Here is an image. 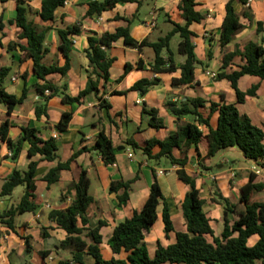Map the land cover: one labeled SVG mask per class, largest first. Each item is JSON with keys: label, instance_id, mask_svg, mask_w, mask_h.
Instances as JSON below:
<instances>
[{"label": "trees", "instance_id": "obj_1", "mask_svg": "<svg viewBox=\"0 0 264 264\" xmlns=\"http://www.w3.org/2000/svg\"><path fill=\"white\" fill-rule=\"evenodd\" d=\"M7 1L9 0H0V3ZM248 1L228 0L218 40L223 56L221 72L216 75L215 80L217 82L226 80L230 83L235 91L237 104L244 103L247 97H255L258 89V86H253L248 91L241 92L237 87V82L241 77L254 76L264 80V48L262 46L264 37L260 44L248 42L243 47L236 46L232 52H225L234 37L245 29V26L241 24V19L249 23L253 22V14ZM15 2V18L10 21V24L14 25L19 32L16 35L17 42L9 44L8 50L17 47L21 52V61L30 60L32 62L34 77L41 82L33 86L37 96L45 104L49 99L60 96L63 105L80 106L87 103L88 97H92L99 109L108 111L111 106L104 100V95L107 94L106 87L110 83L109 70L115 59L108 55L107 50L120 41L125 48L139 52L143 48L151 49L154 57L149 63V69L154 74H173L180 71V77L171 82L176 87L191 85L195 80L196 67L203 66L195 55L193 44L195 34L190 30V26L200 23L204 16L196 11L197 0H180L177 8L184 24L172 23V30L155 42H151L148 38L141 41L134 39L130 33L133 20L129 18H119L125 21L126 26L116 28L112 33L104 32L99 36L90 33L86 38L87 48L84 50L89 68L87 82L83 90L71 97L65 94L66 84L58 87L48 79L53 74L61 78L67 76L71 68L70 53L73 50L70 36L81 34L80 25L60 27L55 23V13L64 7L66 0H41L40 8L35 15L42 23L48 25H39L29 19L30 9L26 1L15 0ZM127 3L138 4L134 0H93L87 4L84 17L98 18L103 13L113 10L117 5ZM234 4L243 7L240 14L235 12ZM261 28L262 25L256 23L255 33L260 34L263 31ZM0 29H2L1 22ZM51 31H54L58 38L57 51L63 59L62 65H59L57 61L48 64L45 62L49 54L46 42ZM174 36L179 37L176 54L184 58L179 66L175 61L174 52L170 49ZM208 56L212 57L211 50ZM238 56L244 64L239 67V70L226 74L224 70ZM137 68H142L141 62L137 64ZM132 69L133 66L126 63L123 75L113 83H119ZM10 72L9 67H0V105L6 107L7 113H11L14 108L23 104L27 94L25 86L18 98L5 91V81L9 78ZM22 79L26 80V74L22 75ZM160 83L158 78L141 79L135 82L127 92H138L140 95H145ZM45 91H49L50 94L45 96ZM124 94L125 92H111L112 96ZM207 103L209 105L208 114L203 116L200 109L205 107L206 102L202 99H187L180 103L169 100L165 106L176 120L174 132H170L163 140L150 139L141 147L132 139L125 142V147H129L133 153L140 151L148 160L159 162L165 159L171 166L177 167L176 177L187 189L180 204L184 231H175L170 205L163 195L156 173L152 171L153 180L144 204L140 210H134L130 218L115 226L106 242L114 256L123 254L124 257L105 260L100 251L103 243L100 230L106 222L98 221L91 226L88 210L93 203V198L89 194L90 180L87 172L82 170L78 181L61 197V200H65L66 195H72L68 206L63 210H52L47 216L49 221L66 233V238L60 243V249L69 251L71 260H60L58 264H86L84 255L91 257L95 264H264V202L252 201L254 192L264 191V180L250 172L247 183L239 188V198L236 204L231 203L220 191L216 192L215 195L219 201L213 200L212 202L223 207V229L219 236H214L211 220L203 209L205 200L201 197L200 189L197 188L196 178L190 176L185 170L191 149H194L197 160H207L229 148L237 149L245 159L253 161L256 167L264 169V132L260 127L253 125L247 116L240 115L237 104ZM45 104L34 108L37 118L42 115L46 116ZM214 114H217L215 129L210 126V120ZM142 115L148 117L150 128L155 130L165 128L164 120L158 116L157 110L147 109L143 105ZM72 117V112L63 113L55 129L59 133H65ZM183 119H187V122L182 124L180 122ZM201 128L206 131L205 134ZM9 129L10 123L6 120L0 126V142L4 143L10 151L11 161H17L24 142L29 145L27 158L30 160L25 169H14L12 175L3 182L0 190V197L10 198L16 188H24L19 203L3 210L0 214L1 225L8 232L16 235V219L25 213H35L38 209L35 202L37 187L34 175L39 162H56V166L50 169L42 179L47 188L58 183L60 172L69 170L71 162L83 153H97L107 166L114 165L116 162L117 148L103 130L98 133L90 149L82 148L69 160L61 162L58 155V144L54 138L43 140L36 129L21 128L20 137L12 141L8 137ZM203 138L208 144V151L204 158L201 157L198 147ZM154 150L157 151L154 152ZM174 150L179 151L178 158L173 155ZM37 157L39 158L37 161L32 160ZM138 179L137 173L131 180L111 182L108 192L115 196L119 208L128 205L132 184ZM159 207H161L160 217L164 237L168 240L170 234L173 233L175 242L166 247L157 242L154 257L151 258L146 239L158 221ZM1 234L0 232V237ZM42 236L45 237L44 232ZM253 236H257L258 239L254 245L250 246L249 239ZM27 241L26 239L25 252L30 254ZM48 254V252H42V259H45Z\"/></svg>", "mask_w": 264, "mask_h": 264}, {"label": "crops", "instance_id": "obj_2", "mask_svg": "<svg viewBox=\"0 0 264 264\" xmlns=\"http://www.w3.org/2000/svg\"><path fill=\"white\" fill-rule=\"evenodd\" d=\"M76 1L77 0H66L64 7L58 9L55 13V23L57 21L58 13H65L67 15L73 13ZM91 1L93 0L88 1V3ZM134 1L138 4L127 3L123 4L125 5L124 7L117 5L113 10L107 11L100 17L92 19L84 17L88 4L86 3L83 8L84 12L81 16L83 20V22L80 23L81 34L78 36H70V39L73 42V50L70 53V71L65 78L53 74L50 75L48 79L53 81L58 87L66 84L67 89L65 94L71 97L76 96L81 90H83L87 82L89 70L88 61L84 55V50L87 48L86 38L90 33H95L99 36L104 32L112 33L116 28L125 27V21L119 20V18H129L133 20V23L130 26V33L134 39L141 41L144 38H148L150 40L152 34L150 33V29L146 26V23L149 20L143 21L139 25L135 23L140 10L145 6V0ZM179 1L180 0H155L152 7L148 10V14L152 20L155 21L158 16L162 18V23L167 27V33L172 30V23L180 25L184 24L177 8ZM227 2L228 0H197L198 6L196 7V11L204 16V19L198 24H192L190 30L195 34V37L193 38L195 55L203 66L196 67L194 72L195 80L189 86L176 87L171 84L173 79L180 77V71L164 75H156L151 72L149 69V63L152 62L154 55L153 52L147 53L145 51L147 48H143L142 51L139 52L135 49L125 48L120 41L107 50L108 55L115 59L109 70L110 83L106 87L107 94L104 95V100L111 106L108 111L105 109H99L97 103L92 97H88L87 103L80 106L75 104L72 106L63 105L60 96L49 99L45 104L37 96L33 86L35 83L41 84V82L34 77L32 72V62L30 60L21 61V52L17 47L8 50L9 44L17 42L16 35L19 32L14 25L10 24V21L15 18L16 2L15 0H9L5 3H0V22L2 26V29H0V67H9L11 69L10 76L5 81V91L18 98L21 96L24 86L27 89L26 99L23 104L14 108L11 113H7L6 107L0 105V126L6 120L10 123L8 137L12 141L17 140L22 133L21 128L36 129L39 132V137L43 140L54 138L56 135V138L54 139L58 144L59 160L65 162L82 148L90 149L95 143L98 133L103 130L105 135L113 142L116 148L122 147L121 150H126L123 156L126 160L130 161L128 167L120 170L117 165L119 154H116L115 164L107 166L103 163L101 157L97 153H83L76 160L71 162L69 170L60 172L58 183L52 185L50 188L46 187V183L43 182L42 179L50 169L56 166V162H39L34 175L37 187L35 192V202L38 205V209L35 213H25L16 219L17 235L11 232L4 235V232H2L0 237V264H11L7 262L6 259L10 252V249L7 250V247H11V242H8L9 240H11L12 243H18L16 244L21 258L20 263L18 262V264H58L60 260H63L59 255L62 251L59 247L60 243L66 238V233L49 221L47 216L52 210H63L68 206L72 199V195H66L65 200H61V197L63 194L65 195L66 190L69 189V187L78 181L82 170L87 172L90 180L89 190L90 188H93V203L88 210L90 223L92 225L96 224L98 221L106 222V225L100 230V234L103 237V243L100 246L101 255L105 260H110L113 257H124L123 254L120 256H114L106 242L112 234L115 226L123 222L125 219L130 218L134 210H140L136 209L134 203H140V208L144 204L149 193L148 186L151 185L153 180L152 171L156 173L160 186L163 184L165 186H175V184L182 186L175 174V171L177 170L176 166L170 165L168 171H161V169L156 167H149V163L144 159L145 156H143V160L139 161L133 159V155L132 158L129 159L127 155L131 152L129 147H125V142L132 139L141 147L150 139L155 138L163 140L170 132H174L176 130V120L168 112L165 106L169 100L175 103H180L185 102L187 99H202L206 102L205 107L200 109L203 116H207L208 114L209 105L207 102L237 104L235 91L231 88L228 81L222 80L217 82L215 78L212 79L207 75V73H209L215 74L216 76L221 72V59L223 52L219 47L218 40ZM248 5L253 14V22L249 23L247 20L241 19V24L245 26V29L234 37L233 41L226 47L225 52H232L236 46L243 47L248 42L260 44L261 39L264 37V0H251ZM234 9L237 14H240L243 7L234 4ZM127 11L130 17L125 16V12ZM256 23L262 25L261 29L263 31L260 34L255 33ZM41 25H44V23ZM46 25L48 24L46 23ZM157 25L159 27V22ZM21 44L23 43L21 42ZM262 46L264 48V43ZM210 50L212 51L211 58L208 56ZM172 51L175 54L177 66H179L184 58L177 55L176 51ZM50 52L49 49V54ZM57 62L59 65L63 64V59L60 54ZM140 62L142 63V68L138 69L137 64ZM126 63L131 64L133 69L126 74L119 83H113L123 75L124 65ZM243 64L244 61L239 56L235 57L224 72L230 74L239 70V67ZM116 67L117 71H115ZM23 74H26L25 81L22 79ZM154 78L160 79V85L151 89L145 95H140L138 92H127L135 82L141 79L151 80ZM253 86H258L256 96L247 97L244 103L237 104V109L240 115L247 116L253 125L260 127L264 132V80L254 76H243L237 82V87L241 92H246ZM114 91L125 92V94L121 96H112L111 92ZM44 104L46 116L42 115L40 118H37L34 113V108ZM143 105H145L147 109H155L158 111V116L164 120V129L155 130L148 126V117L142 115ZM69 112H72L73 114L69 128L65 133H59L55 129V126L59 122L62 114ZM185 122H187V119L181 120L180 123L183 124ZM216 125L217 114H214L211 117L210 126L215 129ZM201 131L203 134L206 133L203 128H201ZM28 147V143L24 142L19 158L16 162H13L10 159V151L4 143L0 142V190L3 182L12 175L14 169H25L27 167L30 162L27 158ZM198 147L201 157L204 158L208 151L206 139L203 138ZM156 151L157 150H154V152ZM173 155L178 158L180 155L179 151L174 150ZM188 157L189 162L185 170L190 176L196 178L197 188L200 189L199 183L201 180L199 181L197 178L199 172H195L194 170L191 171L189 170V167L191 165L193 167H198L204 163L209 166L208 159L197 160L194 149L189 151ZM38 159L39 158L37 157L32 160L37 161ZM162 160L155 163L158 164ZM254 165L256 166L255 163ZM219 167L221 168L222 165ZM143 169L149 170L151 176L147 188L134 191V188L137 187V184L140 181L139 177V179L132 184L128 205L118 208L115 196L108 192L111 182L131 180L133 178L128 177V175L131 176L133 173H138V175H140ZM159 172H162V174H159ZM224 173H229L232 177V174H234L235 171L230 169ZM261 174L262 176L258 178L264 180V169H261ZM92 176L94 177V180L92 179ZM126 177L128 179H125ZM247 181L248 177L242 179L237 187L240 188L246 184ZM37 182L41 183L40 188L38 187ZM183 188L185 194L187 189L185 186ZM257 193L261 194L264 193V191ZM139 195H141V198H139ZM163 195L168 201L165 192H163ZM136 197H138V200H136ZM10 199L11 197H0L1 209H7L8 205H10ZM257 202H264V198H260ZM168 203L170 205L169 201ZM214 205L219 208V205L217 206L215 203ZM160 214L161 207L158 209V221L161 220ZM207 215L211 220L210 224L214 231V236H219L223 229V209L219 210L217 216H212L211 214ZM213 222L217 224L216 228H213ZM175 231L177 230L175 229ZM179 231H184V229ZM43 232L45 234V239L41 240L39 237L41 238ZM158 233L159 234H155L154 236L151 232L146 239L148 252L151 258L154 257L157 242L163 247L175 242V236L173 233L170 234L168 240L164 237L161 228ZM24 237H30L27 241L30 248V254L25 252L27 243L24 244ZM257 239V236H253L249 239V245H254ZM4 240H6L7 245L2 247ZM42 252L49 253L45 259H42L41 257ZM83 258L86 264L94 263V261H92L87 255H84Z\"/></svg>", "mask_w": 264, "mask_h": 264}, {"label": "rangeland", "instance_id": "obj_3", "mask_svg": "<svg viewBox=\"0 0 264 264\" xmlns=\"http://www.w3.org/2000/svg\"><path fill=\"white\" fill-rule=\"evenodd\" d=\"M26 1V5L30 9V14H29V19H32L35 21L37 24L41 25L43 24L40 19L35 15V12L38 11L40 0H24ZM90 0H77L76 3L74 4L75 10L73 13H69V15L63 13L57 14V21L56 24L60 27H66L67 25H80V23L83 22L82 20V14H83V8L88 3ZM155 0H145V6L143 9L140 10L137 18H136V24L139 25L143 21H151L152 18L148 14V10L152 7L153 2ZM125 5H121V7H124ZM149 7V8H148ZM125 16L130 17L128 11L125 12ZM159 18V19H158ZM159 22V27L157 23ZM55 24V25H56ZM156 26L154 28L150 29V33L152 34L150 36V41L155 42L158 40V38L163 37L167 33V27L162 23V18L157 17L155 20ZM46 25V24H44ZM179 42V37L174 36L171 40L170 43V49L176 51L177 50V45ZM58 45V38L55 34L54 31H51L47 42L46 46L50 49V54L47 56L45 59V62L51 63V62H56L59 56V52L56 49V46ZM147 53L152 52L149 48L145 50ZM117 71V67L115 69ZM119 148V147H118ZM117 148V149H118ZM126 151V150H125ZM124 150H118L117 154H119L118 160H117V165L119 166V169H125V167H128L130 165V161L126 160L125 157L123 156L125 153ZM130 152L134 156L133 159L136 161L143 160V155L140 151H137L133 153V151L130 149ZM145 161L149 163V167L151 168H158L161 169V171H168L170 169V164L167 160L163 159L160 163L156 164L154 161L148 160L146 157L144 158ZM199 165L198 167H193L192 165L189 167V170L191 171H197L199 172V176L197 178L199 179L200 183V190H201V197L205 200V205H204V211L207 214H211L212 216H217L219 213L220 209H223V207L219 204V208H217L214 203L212 202L213 200L219 201L218 197L215 195L217 191L222 192V194L229 199L231 203H238V198H239V188L238 183L242 181V179L248 177L250 170L255 166L253 162L250 160H247L243 157V155L240 153L235 148H229L224 151L219 152L216 156L208 159V164L209 166L205 165ZM222 167L220 168L219 166ZM209 167V168H208ZM230 169H233L235 171L234 176L231 177L229 173H224ZM206 175V176H205ZM128 177H135V173L131 174V176L128 175ZM140 181L137 184V187L134 188V191L136 190H141L142 188L146 189L148 183L151 180V176L149 173V170L143 169L139 175ZM92 179L94 180V177L92 176ZM125 179H128L127 177ZM165 182V181H164ZM180 183V182H179ZM237 183V184H235ZM181 184V183H180ZM38 187L40 188L41 183L37 182ZM182 185V184H181ZM150 187V186H148ZM184 186H179L177 184L172 185V186H165L164 184L161 185V189L163 192H165L168 201L170 202V210L172 213V218H173V224L174 227L177 231L183 230L184 225H183V219L181 216V210H180V204L184 196ZM24 188L23 187H18L14 190L13 195L11 196V199L9 201V206H14L19 203V200L21 196L23 195ZM89 194L91 196L93 195V188H90ZM141 198V195H139ZM138 200V197H136ZM260 198H264V193H257L254 192L252 195V201H259ZM135 200V199H134ZM140 200V199H139ZM136 206V209H140V203H134ZM7 207V208H8ZM119 208V207H118ZM5 210V209H4ZM3 209L0 207V214L2 213ZM231 219H233L232 216H230ZM93 226L95 224H92ZM91 225V226H92ZM215 222H213V228H216ZM161 228V231L163 230V224L161 220H159L151 229L152 234H159L158 231ZM0 232H4L5 234H9L8 231L4 228L3 225L0 223ZM30 237H24V244L26 243V239L29 240ZM39 239H45L41 235V238ZM154 240V239H153ZM34 241V240H33ZM38 241V240H37ZM44 241V240H43ZM8 242L10 243L11 247H7L10 252L8 253L6 259L7 262L11 264H18L20 263V255L18 253L19 249H17V244L15 242L12 243L11 240ZM33 243V242H32ZM7 245L6 240L3 241L2 247H5ZM60 248V247H59ZM62 250V249H61ZM61 258L63 260H71V255L70 252L67 250H62L61 253H59ZM91 258V257H90ZM92 260V258H91ZM93 261V260H92ZM95 264V263H93Z\"/></svg>", "mask_w": 264, "mask_h": 264}, {"label": "built area", "instance_id": "obj_4", "mask_svg": "<svg viewBox=\"0 0 264 264\" xmlns=\"http://www.w3.org/2000/svg\"><path fill=\"white\" fill-rule=\"evenodd\" d=\"M250 1H251V0H249L248 2H250ZM146 26H147L149 29L154 28V27H155V21H154V20L148 21V22L146 23ZM207 75L210 76L212 79H214V78L216 77L215 74H209V73H207ZM49 94H50L49 91H45V96H48ZM54 138H56V135L54 136ZM9 155L11 156V153H9ZM127 157H128L129 159H131V158H132V154H131V153H128ZM251 172H252L254 175H256L257 177L262 176V174H261V169L258 168V167H256V166H254V167L251 169ZM159 174H162V172H159ZM233 176H234V174H232V177H233Z\"/></svg>", "mask_w": 264, "mask_h": 264}, {"label": "water", "instance_id": "obj_5", "mask_svg": "<svg viewBox=\"0 0 264 264\" xmlns=\"http://www.w3.org/2000/svg\"><path fill=\"white\" fill-rule=\"evenodd\" d=\"M122 149V147L121 148H118V150L120 151Z\"/></svg>", "mask_w": 264, "mask_h": 264}]
</instances>
